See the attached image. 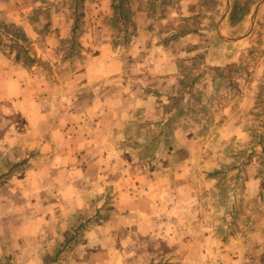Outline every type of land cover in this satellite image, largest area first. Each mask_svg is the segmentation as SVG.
I'll use <instances>...</instances> for the list:
<instances>
[{
	"label": "rangeland",
	"instance_id": "obj_1",
	"mask_svg": "<svg viewBox=\"0 0 264 264\" xmlns=\"http://www.w3.org/2000/svg\"><path fill=\"white\" fill-rule=\"evenodd\" d=\"M82 1L0 0L41 92L0 130V264H177L193 218L264 264V0Z\"/></svg>",
	"mask_w": 264,
	"mask_h": 264
},
{
	"label": "crops",
	"instance_id": "obj_2",
	"mask_svg": "<svg viewBox=\"0 0 264 264\" xmlns=\"http://www.w3.org/2000/svg\"><path fill=\"white\" fill-rule=\"evenodd\" d=\"M86 1L84 0L82 2H84L85 7H88ZM136 2V8L133 10L134 12L132 15V22L134 23H138L141 18H146L147 20L148 17V12L145 6H143V4H145L144 0H136ZM140 5H142V7ZM61 12H63V10H61ZM53 31L58 37H61V28ZM23 71L24 70L15 64L12 59L9 60L0 56V130H8L12 126L17 127L18 129L28 128L27 121L24 119L23 115L26 113L27 107H34V105L37 104L36 100L41 92L38 83L35 80L36 78L29 77L27 72ZM133 213L136 214L138 212H136L132 206V210L128 212V216H132L133 219L131 222L132 228H130V230L137 227V224L134 221L137 216L135 215L136 217H134ZM144 218H146L145 214ZM139 219L140 218L137 217L136 221H139ZM192 224H196L193 226L197 229L196 231L193 230L195 234L194 239L196 241H193L195 242L194 244L183 242L177 247L176 251L174 250L175 255H177L176 257L178 258L177 264H208L210 256L212 255L203 249V240L205 242L210 241V243L216 244L218 246L217 249L222 250L220 252H224V254H222L224 257L227 255V257L230 256L228 264H240V254H238V250L235 252L228 248H221L222 244L218 241L216 235H210L209 233L203 232V229L201 228L202 223L200 221L198 222L196 218L190 219L186 223V227L191 229ZM138 229L139 228L137 227L136 231H138ZM130 240H132V236L130 237ZM152 255H157V253L154 252ZM235 256L237 257L236 260L235 258L233 259ZM205 257L206 262L203 261Z\"/></svg>",
	"mask_w": 264,
	"mask_h": 264
},
{
	"label": "trees",
	"instance_id": "obj_3",
	"mask_svg": "<svg viewBox=\"0 0 264 264\" xmlns=\"http://www.w3.org/2000/svg\"><path fill=\"white\" fill-rule=\"evenodd\" d=\"M16 39L23 40L24 37H22V36H16ZM19 40H16V41L14 42L13 46H12V47L15 46V49H16V54H15V59H16V60H19L20 53L24 51V50H23L24 47H23L22 45L18 44V41H19Z\"/></svg>",
	"mask_w": 264,
	"mask_h": 264
},
{
	"label": "water",
	"instance_id": "obj_4",
	"mask_svg": "<svg viewBox=\"0 0 264 264\" xmlns=\"http://www.w3.org/2000/svg\"><path fill=\"white\" fill-rule=\"evenodd\" d=\"M226 1V5H227V0H225ZM262 4H260L257 8L259 9L260 8V6H261ZM256 11H258V10H255V14H256ZM221 39V38H220ZM231 41V40H230Z\"/></svg>",
	"mask_w": 264,
	"mask_h": 264
}]
</instances>
